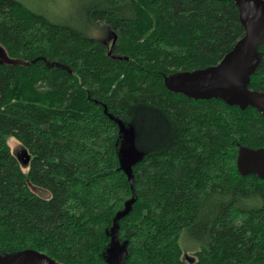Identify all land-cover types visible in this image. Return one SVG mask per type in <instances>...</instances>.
Wrapping results in <instances>:
<instances>
[{"label": "trees", "instance_id": "trees-1", "mask_svg": "<svg viewBox=\"0 0 264 264\" xmlns=\"http://www.w3.org/2000/svg\"><path fill=\"white\" fill-rule=\"evenodd\" d=\"M75 12L65 22L0 0V45L31 62L0 64V256L108 264L114 218L133 198L116 117L140 158L120 221L126 264H264V180L237 168L241 146L264 148V116L166 86L245 36L234 0H77ZM256 50L249 89L264 92V43Z\"/></svg>", "mask_w": 264, "mask_h": 264}, {"label": "water", "instance_id": "water-1", "mask_svg": "<svg viewBox=\"0 0 264 264\" xmlns=\"http://www.w3.org/2000/svg\"><path fill=\"white\" fill-rule=\"evenodd\" d=\"M234 2L239 9L240 21L245 29V36L218 65L194 72H179L175 75V80L170 81V77L166 79V86L170 91L181 93L195 100H221L229 106L240 108L242 111L253 108L264 116V92L249 89L250 79L255 74L261 61L256 48L258 44L264 43V0H234ZM116 41L117 36H115L110 54H112ZM113 58L121 59L115 56ZM0 64L29 67L31 62L11 58L0 45ZM56 66L61 67L58 64ZM63 69L72 74L69 68L63 67ZM114 119L119 123L122 135L127 137L134 158V162L125 167L120 148L121 166L131 182L133 198L126 202L125 209L120 211L114 218V225L110 232L111 242L106 252V261L108 264H126L128 249L127 243H121L119 240L120 221L132 211V206L137 200L132 167L140 158L132 151L130 132L123 122L116 117ZM16 156L22 166H29L31 154L27 149H23ZM237 168L243 177L254 175L264 180V148L252 149L241 146L237 154ZM0 264L62 263L36 250L28 249L0 256Z\"/></svg>", "mask_w": 264, "mask_h": 264}, {"label": "rangeland", "instance_id": "rangeland-1", "mask_svg": "<svg viewBox=\"0 0 264 264\" xmlns=\"http://www.w3.org/2000/svg\"><path fill=\"white\" fill-rule=\"evenodd\" d=\"M25 4L27 7L38 11L42 14H46L49 17H53L59 21H73L76 12L75 8L77 5V0H18ZM93 36L97 38L98 40H105L107 37H110V44H112V35L109 32H106V30H99L96 29L93 31ZM173 74L170 76V81L175 80V75ZM174 76V77H173ZM10 145L12 147L13 152L17 155L20 154L23 150V148L13 139L11 138L9 140ZM122 150V156H123V162L124 166L127 167L130 163L134 162L133 155L131 153V150L128 145L127 137L123 136V143L121 146ZM184 245L187 247H190V249H187V252L189 254H192L195 251V247L193 245L187 244L186 241L184 242Z\"/></svg>", "mask_w": 264, "mask_h": 264}, {"label": "flooded vegetation", "instance_id": "flooded-vegetation-1", "mask_svg": "<svg viewBox=\"0 0 264 264\" xmlns=\"http://www.w3.org/2000/svg\"><path fill=\"white\" fill-rule=\"evenodd\" d=\"M110 39V38H109ZM112 42V41H111Z\"/></svg>", "mask_w": 264, "mask_h": 264}]
</instances>
